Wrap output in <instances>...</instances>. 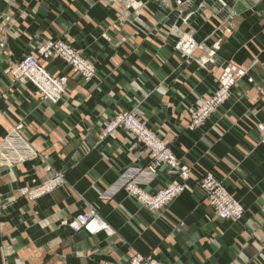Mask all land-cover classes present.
<instances>
[{
	"label": "crops",
	"instance_id": "1",
	"mask_svg": "<svg viewBox=\"0 0 264 264\" xmlns=\"http://www.w3.org/2000/svg\"><path fill=\"white\" fill-rule=\"evenodd\" d=\"M130 1L159 13L164 31L181 26L175 0H0V143L19 130L29 148L12 166L0 161V264H128L134 254L160 264H264V143L256 130L264 123L261 94L252 89L238 103L223 104L194 129H188L185 111L213 93L228 62L251 67L264 85V19L247 0H225L245 21L221 38L223 32L201 15L191 16L188 26L203 36L204 50L221 38L210 70L200 67L207 52L180 61L172 49L175 37L166 44L157 40L161 25L148 35L150 43L118 45L120 36L144 38L129 26L136 14L125 10ZM62 34L94 63L97 77L84 84L69 79L61 100L51 105L9 72L37 43ZM42 64L54 75H70L60 60ZM116 110L143 117L190 169L183 192L160 210L114 191L122 174L150 162L142 146L130 149L134 140L123 131L118 140L98 141L97 132ZM204 174L242 206L238 222L218 219L202 201L197 180ZM51 181L56 188L32 199ZM178 181L163 167L145 189L152 193ZM89 210L111 232L73 233L69 222Z\"/></svg>",
	"mask_w": 264,
	"mask_h": 264
},
{
	"label": "built area",
	"instance_id": "2",
	"mask_svg": "<svg viewBox=\"0 0 264 264\" xmlns=\"http://www.w3.org/2000/svg\"><path fill=\"white\" fill-rule=\"evenodd\" d=\"M46 60H60L67 64L70 73L77 81L89 82L93 79V70L87 66L67 44L57 39H47L38 45L37 50L19 60L10 70L9 75L14 82L28 86L35 91L41 100L48 104L58 103L65 93L67 76H57L50 73L42 64ZM123 131L132 135L140 145L150 153V162L144 170H128L122 174L115 185L114 191H124L128 196L137 200L143 208L150 211L162 209L171 200L176 198L184 189V182L189 179V167L180 162L160 141L155 139L142 120L135 115L120 114L112 119L106 127V133ZM19 130L11 132L0 143V161L2 164L12 166L27 155L29 148L25 140H21ZM17 144L20 147H17ZM2 146V147H1ZM176 175L178 182L169 183L155 192L145 189L149 183L156 179L161 168ZM57 181H51L31 195L32 198L40 197L51 192L57 186ZM197 189L202 201L206 202L214 215L222 221L236 222L241 216V208L222 184L212 175L204 174L197 180ZM73 233L81 230L89 234L101 231L111 232L108 226L101 221L94 210H89L78 215L69 222ZM128 264H160L151 255L134 254Z\"/></svg>",
	"mask_w": 264,
	"mask_h": 264
},
{
	"label": "rangeland",
	"instance_id": "3",
	"mask_svg": "<svg viewBox=\"0 0 264 264\" xmlns=\"http://www.w3.org/2000/svg\"><path fill=\"white\" fill-rule=\"evenodd\" d=\"M162 2V4H165V1L167 0H159ZM245 1V0H244ZM246 4H251L250 6L252 10L257 15L258 19H264V0H251L249 2L248 0L245 1ZM168 3V2H167ZM166 3V5H167ZM174 4V3H172ZM176 6H173L176 8L180 14L179 22L181 26L179 28L172 27L171 30L164 31L163 25L165 23V19H162V16L159 13H155L152 11L146 4L144 3H136V5L132 4L130 1L126 7L125 10L129 8H133V11L136 13L134 14V19L132 22H129V26H131V31L133 32V35L139 36L143 35L140 39L138 38H129L128 40L119 37L118 45L125 44L127 41L130 43L131 40H143L148 41L150 43L148 35L151 34L150 32L153 31V29L158 27L159 25L162 26V29L159 31L155 30V38L159 40L160 42H163L165 40H169V35H172L176 38V42L174 46L172 47L174 51V55H178V58L180 61H187L195 52H207L204 50L206 47L205 40L203 36L197 32L193 31L189 28L187 20L194 15H201L205 22L209 23L210 26L215 27L217 30H220L223 32L221 35V38L226 36L227 34H233L236 32V29L240 27L244 23V17L242 14L234 15L231 11V7H229L225 0H175ZM134 6V7H133ZM168 6V5H167ZM173 8V9H174ZM169 9V8H168ZM171 10V9H170ZM121 12V11H120ZM250 12V10H249ZM165 17V15H164ZM187 23V24H186ZM262 25V21L260 22ZM259 24V25H260ZM169 31V33H168ZM50 38V37H49ZM48 38V39H49ZM106 38V37H105ZM221 38H214V44L212 45V50L207 52L206 59L199 58L200 67L209 66V69L215 68L214 63L212 61V57L215 52H217L220 48L221 44ZM51 39V38H50ZM57 40H61L65 42L71 50L75 52V54L89 67L93 70V79L97 77V69L94 65V63L85 58L79 50H77L73 43L71 42V39L67 37L66 34H62L61 38H56ZM165 39V40H164ZM106 40L108 41L109 38L107 37ZM170 41V40H169ZM168 42V41H167ZM166 44L165 42H163ZM38 43L35 46V50L38 48ZM34 50V51H35ZM23 59V58H22ZM21 60V59H20ZM253 70H251V67H241L239 64H233L231 62H228L226 66L224 67L222 74L217 78L216 82V88L213 91V93L209 95H205L202 97L201 100L196 102L198 104L195 108H185L186 111V123L188 129H194L197 126H200L203 121L213 112L217 111L223 104H233V102L237 103L239 102V98L247 94L250 90H254L256 93L261 94L262 100L264 101V85L261 83L260 80H255L257 78L256 75H251L250 73ZM73 77L70 73L68 78ZM92 79V80H93ZM72 80V79H71ZM91 81V80H90ZM89 81V82H90ZM83 84L87 82L81 81ZM120 114H127V115H135L140 120L143 121L146 128L154 134L155 139L160 141L162 144H164L167 148L170 149V147L161 140V138L157 135V132L155 128L148 126L145 122V119L141 117L140 115L133 113V112H127L123 110H116L113 111L109 117L108 122H106L104 128L100 132H97V139L99 142L103 141L106 138H112L111 140H115V138H119V133L117 130L116 132L106 133L105 129L110 124L111 120L120 115ZM256 130L259 132L260 135V142L264 143V123L258 124L256 126ZM125 133V132H124ZM134 140V143H131V148L133 149L135 147L142 146L138 141L134 138H132V135L126 134ZM118 140V139H117ZM109 142V141H107ZM130 144V143H129ZM107 149L111 147L110 144H106ZM144 148V146H142ZM145 149V148H144ZM146 150V149H145ZM147 155L150 158V153L148 150H146ZM206 175V174H205ZM210 175V174H209ZM50 183V182H49ZM48 184V183H46ZM45 184H42L39 188H36V190L42 188ZM34 190V191H36ZM39 198V197H37ZM35 199V198H32ZM206 203V202H205ZM207 205V204H206ZM237 205L241 208V216L236 221L238 222L243 214V208L237 201Z\"/></svg>",
	"mask_w": 264,
	"mask_h": 264
}]
</instances>
